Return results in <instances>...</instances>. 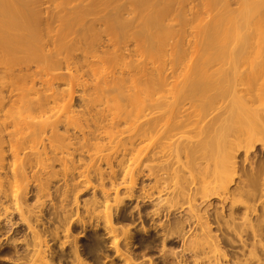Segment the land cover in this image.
I'll list each match as a JSON object with an SVG mask.
<instances>
[{"label":"bare ground","instance_id":"6f19581e","mask_svg":"<svg viewBox=\"0 0 264 264\" xmlns=\"http://www.w3.org/2000/svg\"><path fill=\"white\" fill-rule=\"evenodd\" d=\"M99 1L0 0V44H12L0 49V249H17L13 264H62L68 252L73 264H95L88 254L99 259L110 249L114 255L105 254L104 264H116V258L126 264H159L152 256L149 262L138 260V244L145 251H158L165 264H250L247 251L258 246L264 251V233L250 217L256 194L247 188L238 152L244 150L250 159L256 144L262 142L264 149V0H242L238 13L221 24L224 28L206 31L197 26L209 44H218L211 58H203L205 47L195 51L202 61L184 64L169 53L168 60L151 68L139 62L145 53L139 30L130 38L133 47L128 39L121 45L100 32L56 46L60 39L54 34L84 33L90 16L124 18L125 27L138 18V0H124L112 9L97 8ZM191 12L199 15L200 9ZM232 12L228 9L227 15ZM157 16L167 15L160 10ZM69 19L79 24L67 23ZM37 33L49 37L32 51L25 36ZM49 42L52 48H46ZM113 52L120 64L119 82L112 79L117 66L108 69L97 63ZM126 95L135 106L125 117L108 118L106 107L97 108L95 117L85 113L86 107L108 105L112 97ZM76 99L84 108L75 107ZM231 106L250 116L253 125L221 145ZM74 111L83 117L73 120L69 113ZM123 120L127 125L120 127ZM62 122L68 125L64 132L59 129ZM11 125L15 130L8 131ZM69 126L78 128L82 137ZM104 137L110 142L118 138L108 152L102 142L93 141ZM27 149L30 155L20 156ZM7 154L14 160L7 161ZM61 187L56 218L46 220L45 198L58 195ZM80 187L95 189L85 208L92 218L102 217L103 224L79 215L69 220L73 208L66 204L71 191ZM32 188L38 190L37 199L28 203ZM75 193L73 204L78 205ZM263 196L256 199L263 201ZM14 213L20 222L14 221ZM74 222L82 232L55 248L61 234L69 238ZM20 225L28 229L24 238H16ZM87 229L95 234L82 247L78 240ZM176 241L179 248L170 246Z\"/></svg>","mask_w":264,"mask_h":264},{"label":"rangeland","instance_id":"374dc122","mask_svg":"<svg viewBox=\"0 0 264 264\" xmlns=\"http://www.w3.org/2000/svg\"><path fill=\"white\" fill-rule=\"evenodd\" d=\"M88 2L90 0H87ZM226 1V3H225ZM124 0H100L96 6L97 8H108L112 9V7L123 3ZM242 0H138V8H139V14L138 18L134 22V24L124 26V22L128 21L124 18H119L115 16H108L105 18H97V16H90L86 22H87V30L84 33H71L68 35L60 34L56 35L54 34L53 37L60 39L56 46L57 47H64V43H68L67 40H71L72 38H84L89 39L92 34L95 32H100L104 38L106 37H116L121 45H124L125 39H128V46L133 47L134 41L130 40L132 34L136 31H141V42L142 46L145 50V53L143 56L139 57V62L146 61L148 62V66L151 68L154 65H157L159 61L161 60H168L169 53L173 54V58H177L179 60H182L184 64H191L195 63L196 61H202V57L200 55L195 54V51H201L203 48H207V54L203 58H209L212 57V53L216 51L218 44L217 43H211L209 44L208 38L206 37V34L200 33L197 30V26L201 25L206 31H210L214 29L215 27H221V24L227 23V20L231 16H235L238 11L242 8ZM91 6L95 7V3L92 2ZM199 8L200 14L195 15L191 12V9L195 10ZM228 9H232L233 12L231 14L227 15ZM163 11L167 16L165 19H161L157 16L159 11ZM131 17V16H130ZM130 19V18H129ZM68 22H76L78 23L79 20L75 19H69L66 21ZM59 22H57L58 24ZM79 24V23H78ZM77 24V25H78ZM183 33V37H182ZM48 35L45 33H37L32 35H26L25 39L27 43L30 46V49L34 51L35 47L39 45L43 40L45 41L48 39ZM18 37L13 36L12 39H16ZM70 43V42H69ZM12 47V44H0V49H5ZM53 44L51 42L48 43L46 48H52ZM181 48H185L184 52L181 53ZM115 53H109L107 55V59L104 62L97 61L98 64H106L108 69H112L113 66L116 67V74L112 79L116 82L120 81L119 77V67L120 64L117 65V60L115 59ZM35 68V65L33 66ZM128 76V75H124ZM130 80L128 81L129 84ZM173 83V82H172ZM40 84V82H38ZM171 85V83H170ZM61 86H67L62 83ZM144 86V85H142ZM118 88H121V86H117L115 88H112L113 93H115V90H118ZM121 90V89H120ZM128 93V92H126ZM77 97V96H76ZM79 99V98H78ZM76 99L77 103L75 107H82L84 108V103H81L80 100ZM134 101L133 99H129L128 95L126 96H119L118 99L115 100L114 97H112L107 105L105 104H99L96 106V108L92 107H86L85 113L87 116L95 117L94 115H98L97 108L106 107L107 113L109 114L107 117L111 118L113 115H121L123 117L126 116V114L129 112L132 107H134ZM259 103H255L254 107H258ZM79 113L77 116L75 114ZM216 112H213L206 120V123L210 118L215 114ZM70 115H72V119L74 118H82L83 114L79 111L70 112ZM75 115V116H74ZM151 116V115H149ZM148 116V117H149ZM227 122H226V132L224 135H222L219 139V143L222 145L228 140H234L238 137H241L244 132L247 130V128L251 127L253 125V122L250 118V116H247L245 112L241 109H238L237 107L231 106V111L227 113ZM65 117V116H64ZM63 117V119H64ZM79 118V119H80ZM104 123H109L108 120H105ZM127 125V120L121 121L120 127H125ZM68 127L64 122L60 123L59 129L60 132H64L65 129ZM91 127L95 129V124L91 122ZM70 131L72 132L75 130L77 134H79V137H82V134L79 133L78 128H75L74 126H69ZM15 130V127L12 125L8 127V131ZM47 134H51L49 131ZM100 141L104 144V151L108 152V147L111 145L116 144L118 141V138L115 139V141L110 142V139L108 137H104L102 139H94L93 141ZM97 141V142H98ZM148 141L141 142L139 145H144ZM9 146H6V149ZM89 149L92 151L95 149L94 145H90ZM31 151L29 149L22 150L20 153V156L27 157L29 156ZM86 160L89 159L88 156H85ZM7 161L14 160L13 156L10 154H7L6 157ZM238 160L240 162L244 163L246 167V175H244L243 178H245V182L248 184L247 188L252 190L256 197L251 200V203L255 205L254 210L250 212V217L252 219V223L254 224V227L259 229L261 232L264 233V196L263 201L257 200V196L264 193V170L261 172L258 170V167L260 164H264V149H262V142H259L254 147L252 154L250 155V159H247L244 153V150H240L238 152ZM57 167H60V164H56ZM102 166L106 167V162H102ZM85 167V163H82L80 170H83ZM264 168V166H263ZM95 182V180H94ZM239 177L236 178V181L232 184V188H235L238 185ZM60 186L64 185V182H59ZM61 190H63V187L60 188V191L57 194H54L52 198H45L44 203V212L46 220H49L50 217L56 218V214H53L55 209H59V205L61 204ZM94 188L85 189L83 187H80L74 191H71L69 203L66 205L72 206L73 212L71 213L69 220L72 218L77 217L78 215L81 216L85 221L87 222H93L103 224L102 217L100 218H92L91 214H87L86 211V204L85 201L89 199L94 192ZM38 190L36 188L31 189V194L28 196V203H34L37 199L36 192ZM78 193V198L80 200V203L78 205L73 204L75 192ZM97 194L101 196L102 190L97 189ZM115 195L114 191L112 192V196ZM5 205L10 206L12 204L11 200L6 199L4 200ZM52 201L55 204L52 205ZM113 201V200H112ZM135 204V203H134ZM11 207V206H10ZM78 208V209H77ZM103 208L102 205L97 206V211L101 210ZM242 208V207H241ZM14 221L20 222L19 214L14 213ZM48 218V219H47ZM2 221V220H0ZM55 222V221H54ZM52 222L50 224L53 227ZM139 228V224L135 226L134 231L137 232V229ZM19 233L16 235V238H24L25 233L27 232V226L26 225H20L19 226ZM82 232L81 225L74 222V225L71 229V233L69 238H66L65 235L61 234L60 239L56 242L55 248H57L58 244L66 239H73L74 235L77 233ZM95 232L91 229H87L84 231L83 236L79 238L78 242L79 244L84 247L85 244H88L93 241V236ZM152 234H155L152 232ZM13 235V236H14ZM121 235V234H120ZM251 236V235H250ZM11 240V238H10ZM253 240V238H250V241ZM8 240H4V243ZM138 242V241H137ZM170 246H175L176 248H179L181 246V242H177L175 244H171ZM1 248V246H0ZM20 250V249H19ZM18 250V251H19ZM136 251L138 252L137 259L142 260L145 258L147 262H149L148 257H154L155 261L159 264H165L164 260L160 256V253L155 250L151 251H145L143 247L139 246V244L136 247ZM109 255L113 254V251L110 249L108 250ZM143 254L145 256H143ZM17 258V249L14 246H7L2 249H0V263L2 264H13V261ZM247 258L250 261V264H261L264 261V251L261 249V247L254 248V251L252 253H249L247 251ZM259 258L261 261H259ZM11 259V260H9ZM116 264H126L124 261L119 260L116 258ZM110 262V261H109ZM108 262V263H109ZM107 263V262H106ZM170 263H173L170 259ZM66 264H71V262H67Z\"/></svg>","mask_w":264,"mask_h":264},{"label":"flooded vegetation","instance_id":"af4514ba","mask_svg":"<svg viewBox=\"0 0 264 264\" xmlns=\"http://www.w3.org/2000/svg\"><path fill=\"white\" fill-rule=\"evenodd\" d=\"M48 219V218H47ZM82 237V236H81ZM87 244H85V246H86ZM58 247V246H57ZM23 248V247H22ZM22 248H20V251H22ZM108 247L106 246V249H107ZM68 257H66L65 259H64V261L62 262V264H66L67 262H71V264H73V262H72V254L71 253H69L68 252ZM87 254V253H86ZM105 254H109L108 253V250H107V253L105 252V253H101L100 254V257H99V259L97 258V257H95L94 255H89L88 254V256H89V258L92 260V261H94V263L95 264H104V263H106L108 260H107V258H106V256H105ZM114 255V252H113V254H111V257Z\"/></svg>","mask_w":264,"mask_h":264}]
</instances>
